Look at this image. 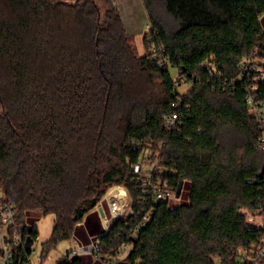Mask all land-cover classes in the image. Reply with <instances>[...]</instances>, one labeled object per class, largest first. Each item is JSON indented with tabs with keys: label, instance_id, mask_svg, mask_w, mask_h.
I'll list each match as a JSON object with an SVG mask.
<instances>
[{
	"label": "trees",
	"instance_id": "trees-1",
	"mask_svg": "<svg viewBox=\"0 0 264 264\" xmlns=\"http://www.w3.org/2000/svg\"><path fill=\"white\" fill-rule=\"evenodd\" d=\"M143 1L158 59L132 55L107 0H0V205L24 240L21 220L36 242L28 215L54 216L43 263L71 238L90 243L85 222L115 186L129 213L89 233L106 264H237L264 240L249 220L264 221V0ZM161 1L175 29L154 16ZM149 145L175 193L183 182L176 206L145 202L133 166ZM28 259L21 247L11 264Z\"/></svg>",
	"mask_w": 264,
	"mask_h": 264
},
{
	"label": "rangeland",
	"instance_id": "rangeland-1",
	"mask_svg": "<svg viewBox=\"0 0 264 264\" xmlns=\"http://www.w3.org/2000/svg\"><path fill=\"white\" fill-rule=\"evenodd\" d=\"M74 1V0H68ZM109 1L117 10L118 17L120 18V22L123 25L124 33H125V44L128 46L130 52L136 58L143 57L145 55L152 56L153 59H158L160 57V51L152 46L151 40L149 36L154 33V25L151 22V14L149 13L145 3L143 0H107ZM154 16L157 17V20L160 23V26L164 27L166 30H172L176 28V24L174 20L168 17L164 11V4L158 3L156 8H154ZM161 50V49H160ZM261 60L258 58H253V62L258 63ZM158 64H163L162 60H159ZM191 89V85L184 83L183 81L179 85L178 90L181 93H187ZM160 152L155 149H151L150 145L147 148V161L145 162L144 169L145 171L148 169L146 166L151 162H157L156 159L160 157ZM158 157V158H157ZM156 160V161H155ZM158 163V162H157ZM114 188H119L123 190L126 195L125 198L121 199V197L110 195L111 190ZM171 205H178L177 201L173 200L170 202ZM131 197L125 186H115L108 190L105 197L97 204L94 211L98 212L99 207H107L110 208V213L107 216L109 221L105 220V217L102 219L100 214H94L87 218L83 229L86 232H96V231H106V229H110L114 222L118 219V217H124L130 211ZM118 212L117 215L114 214ZM253 216V215H252ZM251 216V217H252ZM28 222H33L38 229L39 236L34 242L33 246L29 250V259L27 264H59L63 260H66L69 254H73L74 252L80 253L82 255V250L88 251L85 253L82 261L83 264H106L102 259L96 257L92 253L93 244L96 242L94 240H89V233H86L87 240L90 242L89 244H82L77 241L76 238H71L68 242H63L58 245L56 250H53L47 260L43 263L40 257L42 244L45 243L52 232L54 227V216L43 217L40 213H32L28 215ZM107 221V222H106ZM254 223L258 225H264L263 218L260 216H254ZM21 227L29 225L21 220ZM125 253L122 254L121 258L126 256ZM79 254V255H80Z\"/></svg>",
	"mask_w": 264,
	"mask_h": 264
},
{
	"label": "built area",
	"instance_id": "built-area-1",
	"mask_svg": "<svg viewBox=\"0 0 264 264\" xmlns=\"http://www.w3.org/2000/svg\"><path fill=\"white\" fill-rule=\"evenodd\" d=\"M163 62V61H162ZM164 64V62H163ZM161 64V65H163ZM178 115L176 113L167 116L165 120V126L168 129H175L177 127ZM260 148L264 151V138L260 143ZM158 162V163H157ZM151 162L146 166L148 169L145 171V164H136L133 166V172L138 176V186L141 187L145 202L148 198L155 204L162 201L171 202L173 200L180 203L181 196L177 197L172 189L170 182L161 178L160 173L163 171L160 167V162ZM0 200H2V193L0 192ZM153 208L147 211L143 218L142 223H147L151 219ZM112 214V211H111ZM0 215L2 216L3 226L0 228V264H11L14 257V250L25 247L24 236L17 230L16 223V210L10 204L0 205ZM105 216V220L109 221V218ZM119 218V217H118ZM254 216H250L249 220L253 221ZM103 219V218H102ZM106 221V222H107ZM110 228V227H109ZM108 232L109 230L106 229ZM124 249H128L127 246H123ZM100 250V242L96 240L93 244L92 253H98ZM80 254V253H79ZM77 252L69 254L66 258L68 263L74 258L80 257ZM237 264H264V240L261 245L253 249H244L237 257ZM110 264H115L111 262ZM215 264H221L220 260H215Z\"/></svg>",
	"mask_w": 264,
	"mask_h": 264
},
{
	"label": "water",
	"instance_id": "water-1",
	"mask_svg": "<svg viewBox=\"0 0 264 264\" xmlns=\"http://www.w3.org/2000/svg\"><path fill=\"white\" fill-rule=\"evenodd\" d=\"M182 187H183V182H181V183L179 184V186H178L177 194H176L177 197H180L181 192H182ZM98 213L100 214L101 218H104V217L106 216L103 207H99V209H98ZM27 232H28V235H27L26 240H25V250H26V251H29L30 248H31V247L33 246V244H34V240L32 239V237H31V235H30V233H31V226L28 227ZM106 232H107V231H105V233H106Z\"/></svg>",
	"mask_w": 264,
	"mask_h": 264
},
{
	"label": "bare ground",
	"instance_id": "bare-ground-1",
	"mask_svg": "<svg viewBox=\"0 0 264 264\" xmlns=\"http://www.w3.org/2000/svg\"><path fill=\"white\" fill-rule=\"evenodd\" d=\"M110 195L118 196V197H121V199H123L125 198L126 193L119 188H114L113 190H111ZM114 214L117 215L118 212L114 211Z\"/></svg>",
	"mask_w": 264,
	"mask_h": 264
},
{
	"label": "crops",
	"instance_id": "crops-1",
	"mask_svg": "<svg viewBox=\"0 0 264 264\" xmlns=\"http://www.w3.org/2000/svg\"><path fill=\"white\" fill-rule=\"evenodd\" d=\"M103 209H104V211H105V214L106 215H109V214H111L110 213V208H109V206L107 205V207H105V206H103ZM108 212H109V214H108ZM77 241H79L81 244H82V246L84 245V244H86V242L85 241H80V240H77ZM88 252V251H87ZM86 251H84V250H82V255L80 256V257H83V256H85V253H87Z\"/></svg>",
	"mask_w": 264,
	"mask_h": 264
}]
</instances>
